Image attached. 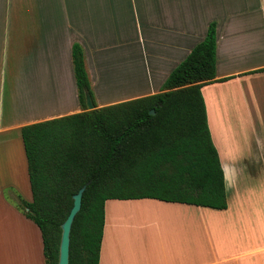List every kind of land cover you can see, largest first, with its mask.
Instances as JSON below:
<instances>
[{"label":"crops","instance_id":"1","mask_svg":"<svg viewBox=\"0 0 264 264\" xmlns=\"http://www.w3.org/2000/svg\"><path fill=\"white\" fill-rule=\"evenodd\" d=\"M120 1H131L137 11L134 14L141 27L138 41L145 56L142 64L127 59L126 71L104 68L105 60L99 54L100 50L116 46L103 48V42L110 40L109 36L110 44L136 39L135 33L128 36L117 27L115 6ZM256 2L0 0V40L21 45L35 43L36 78H39L35 80L41 89L37 98L42 102L51 98L49 104L57 106V101H53L57 97L62 106L57 112L55 106L53 114L36 120L20 122L15 112L14 118L7 119L1 106L3 90L0 86V136L19 129L17 136L0 138L3 160L0 161V264H45L39 227L13 205L5 188L22 195L23 183H27L30 193L26 195L31 197L27 200L33 199L22 126L82 110L72 58L74 42L81 43L85 50L98 106L159 92L175 67L205 38L214 21L217 26L216 78H230L208 84L221 87L239 80L242 84L257 85L254 81H262L258 76L264 73V70L258 71L264 67V62L257 61L260 52H264L260 46L262 32H258L260 23L264 22V19H258V11L264 18V0ZM247 7L252 11L247 13ZM111 16L115 28L109 26ZM126 51L130 52L128 58L134 57V48L130 44L126 45ZM251 55L255 57L254 63L242 66L240 58ZM46 73L56 76L58 86L61 83L57 80L62 79V91L53 88L59 95L45 90L49 85ZM116 73L118 76H114ZM108 81L120 84L123 89L116 94L120 96L106 98L103 90L110 86ZM208 84L202 87V92L211 136L225 174L227 208L152 197L107 199L100 264H264V128H260L255 136L250 131L247 133L245 128H239V133L234 131V146L227 147L220 141L219 134L226 121L215 113L219 100L209 102L204 94ZM228 117L230 121L234 118ZM22 163L24 167H21Z\"/></svg>","mask_w":264,"mask_h":264},{"label":"trees","instance_id":"2","mask_svg":"<svg viewBox=\"0 0 264 264\" xmlns=\"http://www.w3.org/2000/svg\"><path fill=\"white\" fill-rule=\"evenodd\" d=\"M72 58L82 110L21 128L33 199L19 195L17 208L39 227L45 264H58L62 223L88 182L72 225L69 264H100L107 199L227 208L202 92L205 84L230 78H216V22L157 93L98 106L81 43L74 42Z\"/></svg>","mask_w":264,"mask_h":264},{"label":"rangeland","instance_id":"3","mask_svg":"<svg viewBox=\"0 0 264 264\" xmlns=\"http://www.w3.org/2000/svg\"><path fill=\"white\" fill-rule=\"evenodd\" d=\"M93 1L97 2L100 0ZM256 1V3L258 4V0ZM249 2H255V0H249ZM99 7H101V3L99 4ZM115 9L118 12L117 27L119 31L128 36L132 35L133 32L135 33L137 40L130 39L129 42L126 41L124 43H120L121 41L119 40L115 44H110L112 39L109 36L108 38L110 40L103 42V44L105 45L103 46V48H112L113 45L116 46L113 49H107L105 51L100 50L99 54L103 55V59L105 60L104 63L106 67L104 68L109 70H117L119 68L126 71L128 69L127 59L137 60L141 64L143 63L142 61H144L145 56H143L142 54V47L140 42L138 41L140 39L139 30L141 27L137 25V20L135 17L136 14H134V12L137 13V11L134 10V6L131 1H120V3H116ZM250 11H252V9H250V7H247V13ZM258 19L262 21L264 19L260 11H258ZM112 20L113 16L109 17L108 21H111L109 26H111V28H115V23H113ZM260 26L261 30L258 32H262L261 36L263 38L260 42V46L264 50V22L260 23ZM21 44L22 43H17L11 40H0V86L3 90V99L1 106L5 118H14L15 112L17 118L19 119L18 121L20 122L29 119L36 120L42 118V116L46 114H53L56 108L52 104H50V106H46L44 104L45 102H42L43 100L40 101V99L37 98V95L40 93L41 89L35 80L39 79L36 78L38 76L36 75V68L38 63L36 54L33 50L35 43L28 42L24 43L23 45ZM127 44H130V46L134 48L135 55L132 58H128L127 56V54L129 55L130 53L126 51ZM260 53V56H257V61L264 62V52ZM253 60H255V57L252 55L246 58L241 57L240 64L242 66H244L245 64L250 65L254 63ZM46 75L48 76V78L54 76V74L48 73H46ZM114 76H118V73H116ZM255 78L257 79V76H255ZM259 79L262 81H254L257 83V85L244 82L242 84L239 80H232L228 82V84H224L221 87L220 85L216 86V84H208L204 87V94L205 97L209 98V102H213L215 99L219 100L215 113L219 117H222L227 123L226 124L224 122L225 128L219 131L221 138L220 141H222V143H225L227 147L232 148L234 146L232 143V141L236 139L234 131H237V133H239V128H245L247 133H249L250 131V133L252 132L253 136H255L257 132H259L260 128H264V73L258 76V80ZM48 81L51 80L48 79ZM108 84L110 85L108 89L103 90L104 94H106V98L111 99L120 96L116 95L119 90L123 89L122 87H120V84H118L116 81H108ZM51 86L52 85H48L45 90L48 93L56 92L53 91L54 86H52V88ZM50 90L52 92H50ZM59 107L62 106L60 105ZM228 116L236 118L237 121H234V118H232V121H230ZM18 132L19 129L11 130L6 132L10 133L9 135L4 133L0 136V138L17 136ZM1 157L2 156H0V161L2 162L3 160ZM25 164L22 163L21 167H24ZM23 191L24 193H22L21 195L22 198L26 200L28 198H31L30 196L26 195L30 193L27 183H23ZM5 193L12 200L13 205L17 207V204L20 203V199L18 197L20 194L17 195L14 192H9L6 188Z\"/></svg>","mask_w":264,"mask_h":264},{"label":"water","instance_id":"4","mask_svg":"<svg viewBox=\"0 0 264 264\" xmlns=\"http://www.w3.org/2000/svg\"><path fill=\"white\" fill-rule=\"evenodd\" d=\"M87 105L88 109H93L95 104L91 98V95L87 93ZM154 113V109L151 110ZM89 183V182H88ZM84 184L75 194L73 206L66 217L65 221L62 223V238L60 243V254L58 264H69L70 263V242H71V230L73 221L76 214L80 211L82 206L83 193L87 187Z\"/></svg>","mask_w":264,"mask_h":264},{"label":"bare ground","instance_id":"5","mask_svg":"<svg viewBox=\"0 0 264 264\" xmlns=\"http://www.w3.org/2000/svg\"><path fill=\"white\" fill-rule=\"evenodd\" d=\"M52 78H55L54 81L52 82L54 88L57 87L56 89H59V91H60V90H61V85H63V83H62V79L59 77V78L61 79V80L59 81V79H58V77H57V79H58V80H57V81H58V84L61 83V84L58 86L57 83H55V82H56V76H55V77H54V76L51 77V79H52ZM48 79H50V78H48ZM48 79H47V80H48ZM51 79H50V80H51ZM63 79H65V78H63ZM64 81H65V80H64ZM48 83H49V85H51V82H50V81H48ZM54 83H55V85H54ZM64 87H65V86H64ZM64 87H63V88H64ZM51 88H52V86H51ZM63 88H62V89H63ZM51 90H52V89H51ZM51 90H50V92H52ZM56 91H57V90H56ZM61 91H62V90H61ZM57 94L59 95V93H57ZM57 94L54 93V95H57ZM61 94H62V93H60V95H61ZM49 97H50V96H49ZM63 97H65V95H64ZM58 99H60V97H59ZM61 99H62V98H61ZM50 100H52V99L50 98ZM50 100H49V101L46 100L45 102H46L47 104H49V102H51ZM55 100L57 101V105H58V106L55 105V106L57 107V108H56V111H58L59 109L61 110L62 108L59 107L61 103L58 104L59 101L57 100V97H56V99H53V101H55ZM63 102H64V101H63ZM46 103H45V104H46ZM52 105H53V104H52ZM46 106H47V105H46ZM49 106H50V104H49ZM46 108H47V107H46ZM51 108H52V107H51ZM58 108H59V109H58Z\"/></svg>","mask_w":264,"mask_h":264}]
</instances>
